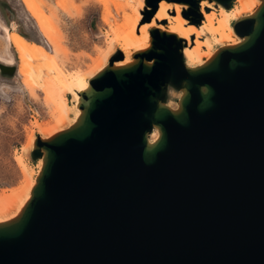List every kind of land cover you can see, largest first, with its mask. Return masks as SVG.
I'll return each mask as SVG.
<instances>
[{
  "label": "water",
  "instance_id": "obj_1",
  "mask_svg": "<svg viewBox=\"0 0 264 264\" xmlns=\"http://www.w3.org/2000/svg\"><path fill=\"white\" fill-rule=\"evenodd\" d=\"M159 1L145 0L150 18ZM202 1L233 2L172 0L198 25ZM260 1L232 26L242 42L201 66H186L183 39L153 28L132 63L110 60L89 80L76 123L35 139L42 167L19 215L0 223V264H264ZM168 87L182 93L176 110Z\"/></svg>",
  "mask_w": 264,
  "mask_h": 264
},
{
  "label": "bare ground",
  "instance_id": "obj_2",
  "mask_svg": "<svg viewBox=\"0 0 264 264\" xmlns=\"http://www.w3.org/2000/svg\"><path fill=\"white\" fill-rule=\"evenodd\" d=\"M134 1L136 0H124L123 4L120 3L119 10L124 12L125 8L132 7ZM139 1V6L142 7L144 0ZM24 3L39 23L44 36L54 47L53 53H49L41 44L28 40L17 31H7V29L5 31L9 45L17 53L19 60L17 74L21 77L27 92L33 98H37V93L41 92L44 95L45 104L51 109L52 124L43 125L35 122V128H37L41 139H49L63 131L64 122L68 121L71 114L72 118L68 122L69 127L76 123L81 114L78 109L80 93L89 90V80L105 67L110 57L105 53L106 56L103 58L92 60V66L88 73L81 70L68 72L64 67V61L70 52L67 48L62 47L59 30L53 24L50 26L46 24L48 20L36 4L29 0H24ZM158 4L157 15L153 19H149L148 22L139 24L141 18L135 12L133 16L123 19L122 25L117 27L114 25L113 39L123 55V58L121 57L114 67L118 68L132 63L131 55L134 52L149 48V30L153 28L183 39L182 55L186 66L190 68L201 66L213 56L214 44L234 46L242 42L235 35L231 22L238 20L242 15H252L261 5V1L235 0L234 4H238V6L228 10L215 3L202 1L199 4V12L203 16L201 25L195 22L190 23L182 16V12L187 8L184 4L174 3L172 0H160ZM208 10L213 12L210 13ZM191 37H195V46L191 44ZM0 64L11 66L13 63L8 60H0ZM68 96H71V101L68 100ZM157 138L158 132L154 130L149 138V143L153 144ZM34 142V136H31L29 146L32 149ZM16 161L24 175V183L18 189L3 191L0 195V223L9 222L19 215L29 200L31 190L36 183L33 179V169L32 174L26 162L20 157H17ZM42 162L43 159H39V170L42 167Z\"/></svg>",
  "mask_w": 264,
  "mask_h": 264
},
{
  "label": "rangeland",
  "instance_id": "obj_3",
  "mask_svg": "<svg viewBox=\"0 0 264 264\" xmlns=\"http://www.w3.org/2000/svg\"><path fill=\"white\" fill-rule=\"evenodd\" d=\"M29 1L40 8L48 20L46 21L48 26L53 24L59 30L61 45L70 52L64 61V67L68 72L81 70L88 73L92 60L103 58L106 54L110 60L120 61L123 55L113 39V28L122 25L123 19L133 16L135 12L138 16L140 15L139 24H142L153 19L159 11V4H157V10L150 18L153 8L146 6L145 0L142 7L139 6L140 1L136 0L132 7L125 8L124 12L118 8L124 0ZM234 2L235 0L230 9L238 6ZM248 16L242 15L239 19ZM234 22H231L232 26ZM6 29L17 31L28 40L41 44L51 54L54 51V47L42 33L39 23L27 9L24 0H0V60L11 61L13 63L11 66L16 69L12 77L3 76L0 73V195L3 191L18 189L24 183V175L17 164V157L26 162L31 173L33 169V179L36 181L39 173L37 171H40L39 160L34 161L31 158L33 149L29 146V138L40 137L35 128V122L43 125L52 124L51 109L45 104L44 95L38 92L37 98L31 97L17 74L19 60L14 48L7 41ZM194 42L195 37H191L193 46H195ZM220 47L222 46L214 44L213 51L216 52ZM135 53L131 55V58ZM181 95V92L168 87L166 106L176 109ZM68 100L71 101V96H68ZM71 118L72 114L68 121L64 122L63 130L69 128L68 122Z\"/></svg>",
  "mask_w": 264,
  "mask_h": 264
}]
</instances>
